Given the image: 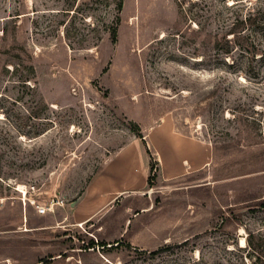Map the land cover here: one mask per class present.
Listing matches in <instances>:
<instances>
[{
	"label": "rangeland",
	"instance_id": "rangeland-1",
	"mask_svg": "<svg viewBox=\"0 0 264 264\" xmlns=\"http://www.w3.org/2000/svg\"><path fill=\"white\" fill-rule=\"evenodd\" d=\"M242 37L264 47V0H0V264L264 262V63ZM165 114L206 170L162 183L146 147L153 187L73 226Z\"/></svg>",
	"mask_w": 264,
	"mask_h": 264
},
{
	"label": "crops",
	"instance_id": "crops-1",
	"mask_svg": "<svg viewBox=\"0 0 264 264\" xmlns=\"http://www.w3.org/2000/svg\"><path fill=\"white\" fill-rule=\"evenodd\" d=\"M144 143L156 162V178L162 183L204 171L209 165V145L177 131L172 117L165 114L142 130V140L130 141L104 163L82 198L71 205L68 218L73 226L90 223L121 197L125 196V201L147 188L149 161Z\"/></svg>",
	"mask_w": 264,
	"mask_h": 264
},
{
	"label": "trees",
	"instance_id": "trees-1",
	"mask_svg": "<svg viewBox=\"0 0 264 264\" xmlns=\"http://www.w3.org/2000/svg\"><path fill=\"white\" fill-rule=\"evenodd\" d=\"M120 7V6H119ZM238 40H240V50L242 51L241 53H242V55H243V57H245V59H246V61H247V63L249 64V66H248V69H250V61L252 60V61H255V60H258L259 59V61L261 62V63H264V47H261V45L258 43V44H256V42L255 41H250V40H248L247 38H244V37H242V38H239ZM217 44V43H216ZM216 46V45H215ZM216 48V47H215ZM258 53H260V55H261V57L260 58H258V59H256L255 58V56L258 54ZM225 55H228L229 54V52L228 51H226L225 53H224ZM229 67H232V65H230ZM247 69V70H248ZM251 70V69H250ZM248 72H250L249 70H248ZM254 77L256 76V75H253ZM137 136V138L138 139H140V140H142V136H140L139 134H136ZM143 142V141H142ZM144 146H145V148H146V145H145V143H144ZM145 152H146V155H149V152H148V150L147 149H145ZM153 168H154V163L150 160V162H149V174L152 172V170H153ZM156 178V177H155ZM154 178V179H155ZM153 187V183H152V179H150V176L148 177V180H147V188L148 189H150V188H152ZM100 246L101 247H104L105 246V244H100ZM94 247V244L93 243H91L90 244V247L89 248H93ZM239 250H241V249H239ZM255 263L256 264H264V262L261 260V258H259V257H257L256 259H255Z\"/></svg>",
	"mask_w": 264,
	"mask_h": 264
},
{
	"label": "built area",
	"instance_id": "built-area-1",
	"mask_svg": "<svg viewBox=\"0 0 264 264\" xmlns=\"http://www.w3.org/2000/svg\"><path fill=\"white\" fill-rule=\"evenodd\" d=\"M153 172H156L155 168L153 169ZM57 203V201L51 200L50 203H48L47 205L36 206L35 209L39 215H45L46 213L50 212L55 206H57ZM32 205L33 203L31 204V206Z\"/></svg>",
	"mask_w": 264,
	"mask_h": 264
},
{
	"label": "bare ground",
	"instance_id": "bare-ground-1",
	"mask_svg": "<svg viewBox=\"0 0 264 264\" xmlns=\"http://www.w3.org/2000/svg\"><path fill=\"white\" fill-rule=\"evenodd\" d=\"M18 190H24V188L23 187H21V186H18ZM244 244V240L243 239H241V245H243Z\"/></svg>",
	"mask_w": 264,
	"mask_h": 264
}]
</instances>
